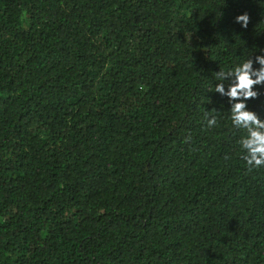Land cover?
<instances>
[{"label":"trees","instance_id":"trees-1","mask_svg":"<svg viewBox=\"0 0 264 264\" xmlns=\"http://www.w3.org/2000/svg\"><path fill=\"white\" fill-rule=\"evenodd\" d=\"M262 55L264 0H0V264H264Z\"/></svg>","mask_w":264,"mask_h":264},{"label":"clouds","instance_id":"clouds-1","mask_svg":"<svg viewBox=\"0 0 264 264\" xmlns=\"http://www.w3.org/2000/svg\"><path fill=\"white\" fill-rule=\"evenodd\" d=\"M236 23H240L242 27L247 28L249 16L247 13L238 15L235 18ZM257 62L261 65L260 69L254 71L252 69V61L248 59L241 65L235 67L228 72L221 71L217 74L218 78H222L225 73L235 74L236 83L230 87L228 96L238 98L243 96L247 98H255L258 93L253 91V86L264 82V55L256 57ZM255 76L256 79L252 77ZM216 91L223 92L222 85H218ZM244 103H236L231 109V120L236 128L245 129L246 137L240 141L243 150V160L249 171L264 167V122H261L255 113L245 111ZM216 119L212 118L208 121V126H214Z\"/></svg>","mask_w":264,"mask_h":264}]
</instances>
